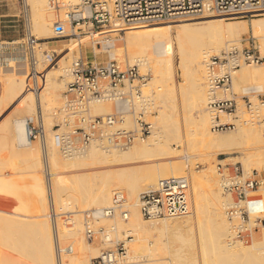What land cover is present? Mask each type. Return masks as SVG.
Wrapping results in <instances>:
<instances>
[{
    "label": "rangeland",
    "instance_id": "rangeland-1",
    "mask_svg": "<svg viewBox=\"0 0 264 264\" xmlns=\"http://www.w3.org/2000/svg\"><path fill=\"white\" fill-rule=\"evenodd\" d=\"M83 1L84 0H62L63 8H61L64 10H60V12L62 11L63 13H58L55 9H52L56 11V14H60L59 17L57 14V16L52 19L55 20L56 18V20H64L66 13L75 5L81 4ZM32 7L33 5L31 0H0V44H2L3 42L4 46H0V52L8 53L9 50H14L17 45H21L24 48L26 39L29 35H33L35 38L40 40L41 44L38 46L39 48L37 51V57L40 62L37 67L35 69L32 68L27 59L28 72L30 73L29 76L30 78H33L31 80L33 90L37 91L39 89V82L36 75H38L40 71L43 70L47 73H54L57 71V69L59 70L60 67L62 68V66L68 67L71 71L74 60L78 58H81L85 62H91L95 64L106 63L110 60H116L121 64L122 67L129 65L133 66L136 64V62H130L126 53L120 54L119 52H117L118 54L116 53L115 57L113 56V51L104 47L105 38L109 35L110 37L115 35L116 39L118 40L124 38L125 33L123 31L121 32L119 30H116L115 28H112L113 26H109L106 29L94 32H89L88 28H85L83 31L78 30L77 35H71L63 38L55 37V33L53 30L52 36L38 37L35 30L33 29L34 20L32 15L34 13V10ZM31 9L33 10V13ZM208 15L216 16L218 19L222 17L221 19H223L225 23H230L233 26L244 24L247 29L246 32L241 33L239 36L235 37L234 40L236 41H234V43L239 45L240 47L254 44L261 53L263 52L261 51L262 48H260L259 46L260 40L255 37L253 31L251 30V24L256 19H263L264 12L260 16L243 18H227L226 16H218L216 14L189 15L167 18L166 20H159L150 23L144 22L142 24L131 25L122 24L121 26L125 28L127 27L126 29L134 27L147 28L155 23H162L165 25L171 24L173 27H175L180 23L179 21L181 20H202ZM60 16H62V18ZM56 20L55 22H57ZM237 39H239V41ZM68 47H72L73 49L68 51ZM46 53L53 56L51 61L45 60L44 55ZM218 54H214V52L211 53L212 56ZM4 57H6V55ZM175 62L176 64H179L180 62L178 54L175 55ZM255 66L256 68L262 66L264 67V64L252 66L246 65L245 67L255 68ZM139 69L141 74H149L150 77L148 83L142 88V92L144 97L148 98L147 101L149 112L146 115L145 120L152 125V132L150 135L145 136L144 139H136L135 142H149L155 131L161 132L164 139H166L168 135L167 139L169 140V145L171 147H176L175 150H171L172 153L176 151L174 152V154H171L170 152L152 153L149 155L146 154L141 156L138 155L136 157L133 156L125 160L121 158L111 159L112 161L109 160L107 161V163L99 164L98 162H92L90 159L88 160L89 162L84 163L83 159H85L84 161H87V157L84 156L85 158H83L82 156L80 157L81 159L78 158L80 159V164H78L79 166L77 165L68 169L60 168L62 169V172L59 171L60 169L54 170L51 166L48 167V165L50 164L49 162H47L50 156L49 153L51 154L53 152L51 144H53L54 142L51 141H53V135L56 132L49 131V128H51L49 122H51L53 125L63 122L62 117L58 115L57 112L62 107L63 93L66 90L67 84L72 80V76H70L69 78H65V87L62 91L59 104L56 107L47 106L45 104L43 106V104L37 99L33 106L34 109L32 110V113H30L29 115L26 114L25 117H23H34L40 110H42L43 117L45 119V139L43 141L39 139L36 140L40 153L39 156L33 155L34 158L31 155V158H29V155L26 156L23 153L27 149L23 148V146L18 145V142L14 137L12 131L14 115H12L11 112L14 107H16V104H13L11 108H9V105H5L7 103H4L3 105L0 104V264H58L57 247L59 246V244L57 245L56 242V222L60 227L59 230L63 231V229L61 228L65 227L66 230H64V232H66L67 230H70L68 227L72 228L73 223L77 221V219L80 220L82 230L81 232L84 236V239L86 240V243L88 245L93 243V245L91 244V246L93 247L98 246V255L102 250L114 247L116 243L121 240H126L127 236H130L132 237V239H134L135 234H133V231H131V233H126V231L130 229V227H128L127 223L119 215H117L114 218H100L96 220L95 227L103 228L104 232L103 234H100V236L93 242H90L86 238L85 212L97 208H106L110 206L111 203L109 205L90 206L89 200H92L91 198L102 187L109 186L113 190L112 198L116 192H123L126 195L129 203L131 204L135 202L137 197L139 198L142 194L149 191V189L151 190L152 188H154V186H156V184L148 185L147 183V176L149 177V175H151V172L152 175L158 176L159 180V176L166 173V171L167 173H171L173 172V170L176 171V167L179 164L185 167L183 169L184 173L179 174V176H186L190 180V214L194 213V203L192 200L193 197H191L193 192V185L196 183L197 185L199 184L198 186L199 192L201 193L200 195L202 197L200 199L202 205H200V209L198 210V219L195 218L192 222H189V224L182 228H179L175 232L170 231L171 233H164L162 237L159 238L160 241L158 239L159 242H162L160 244H158L159 242H156L153 237L151 238L149 236L147 239L148 247L143 250L133 249V246L135 248L136 242L132 241L131 239L129 242L131 253L133 252V256L137 255L139 259L130 264H264V251H261L264 250V246L262 242L257 241V237L260 238V234L262 233V229H264V227H259L258 229L253 230L249 236L240 240H231L229 233H227V235L223 237L224 245L226 247H229L228 242L231 241L233 244V250L246 248V250L240 251L238 255H222L221 252L217 251V247H215V224L217 222L215 218L220 217L218 214L219 211H217L216 208L218 207L219 210H221L230 227V220L228 219L223 208L225 206L224 202L234 199L232 195L225 194L221 188V170L232 172V168L236 164L242 166L244 171L247 173H251L253 170H264V165L261 167H259L260 165H256L257 167L253 165L251 166V169H248L244 164L247 153H256L258 151H262L264 153L263 106H261L260 109V118L254 119L249 123V125H253L258 129V131L253 134V137H251L246 142L237 140L236 143L238 145H235L234 148H236V150L233 152H218L216 148H214V150L200 145L193 131L194 125L192 116L196 113L197 110L194 109L196 108L195 106L197 100L195 98L192 84L189 83L188 88L183 92L178 90L179 86L177 87V85H175V90H171V92L169 91L166 99L164 97H162V99L160 97V93H163L165 88L162 86L161 82L154 80V72L148 69L146 66L143 67L142 65L139 66ZM177 72V83H182V71L181 69H179V67ZM192 76L193 75H191L190 77L192 78ZM1 78H3V74ZM205 81L208 82V79ZM233 81L230 90L226 93L228 98L236 97L239 100V112L236 115L231 116L221 114V119H227V122L235 123L237 124V127L235 129L215 132L212 130V123H210V128L213 135H230L241 126L240 121H238L239 119L249 118L250 115L247 112L245 102L242 100L243 97H248L254 104H260L261 101H264V80H258V82L255 83L237 81L235 84L233 83ZM207 82V86L204 89V95L208 98ZM2 94L3 88L0 84V99L2 97ZM164 99L165 102H162V100ZM105 103H107L108 105L106 115L116 114L119 110H123L124 122L117 123L115 128L127 127L126 129L129 130H136L139 128L136 122L137 112L140 110V105L138 103L136 104V106H134L135 110L132 107L124 105L121 106L113 102ZM4 105L6 106V108ZM93 105L94 103H92L90 107L91 114L93 116L102 115L95 112ZM207 106L208 100L206 108L211 115L209 116L212 117L213 113ZM161 110L167 112L166 117L164 118L165 120L162 121L163 123L166 122L165 125L160 120L163 119L160 114ZM223 115L225 116V118H223ZM166 118H168V121L166 120ZM184 118L187 121H184ZM128 120H132V124H128ZM247 126L242 124V127ZM162 128L164 129L163 132ZM166 130L168 134H165ZM171 132L173 136H171ZM180 133L181 136L179 135ZM185 136L191 139L189 140L193 143L190 142L189 144L192 145H182L180 143H177L178 139L180 140V138L182 137L185 138ZM101 151L103 150L101 149ZM113 151L117 153L121 152L117 150ZM211 152L218 153H216V155L214 156L208 155ZM57 153L60 155V158H64L58 148ZM211 157L216 158L214 165L218 182L216 183L217 185L211 181H208V159H210ZM48 169H51L52 171H49ZM204 171H206V173H204ZM191 172L194 174L196 173L198 175L196 177H201V179L197 178L195 179V181L191 175ZM50 173H53L54 178H56L57 180L59 179L60 181H58L64 184L63 186L66 190L63 191V200H61L65 204L67 202V205L70 203V206L65 205V208L62 212L57 209L56 212L58 214L56 216H52L55 213L51 210L53 201L50 184L52 183V187L54 189L53 183L57 180H53L54 178L52 179L53 176ZM50 179L52 180L50 181ZM136 183L137 186L140 187V190L137 194L131 195V193H129L130 191H128V186L130 184L136 185ZM212 183L214 186L212 185ZM211 188H215V190H212ZM263 191L264 186L257 190V195L256 193H252L251 195L254 194L255 196L262 197L264 195ZM66 192L68 195H66ZM73 197L78 198L75 199ZM64 198L68 199L69 201L65 200ZM74 199L77 200L76 203ZM84 199L89 203L90 207L87 203L86 206ZM72 200L74 203L72 202L71 205ZM262 201L264 203V197ZM132 209L133 208H131L130 206L129 210L131 211ZM214 212H218V217ZM176 219L159 220L173 223L176 221ZM67 232L65 234H67ZM63 233H61V236H64H62L63 238H61L62 241L65 242L63 243L65 246L68 245V242L72 241V239L69 235V232V237L68 235H65ZM109 234L111 240L107 241L105 237ZM68 238H70V241L68 240ZM254 238H256L255 241H253ZM89 254L92 255L91 253ZM98 255H88L90 258L88 264H91V260L93 259V257H96Z\"/></svg>",
    "mask_w": 264,
    "mask_h": 264
},
{
    "label": "built area",
    "instance_id": "built-area-1",
    "mask_svg": "<svg viewBox=\"0 0 264 264\" xmlns=\"http://www.w3.org/2000/svg\"><path fill=\"white\" fill-rule=\"evenodd\" d=\"M48 2L55 10L62 6V0ZM261 9H264V0H84L71 8L64 20H57L54 33L55 37L63 38L77 35L78 30L83 31L85 28L94 32L116 24L131 25L205 13L252 17L250 12ZM40 44V40L33 35H29L25 42V55L34 69L40 62L37 57ZM44 56L47 61H51L53 57L48 53ZM259 64H264V55L254 44L242 47L234 44L218 55L209 56L205 67L208 79V108L213 113V131L237 127V124L221 119V114L231 116L239 112V100L236 97L228 98L226 92L231 88L236 70L243 65ZM139 66L135 64L122 67L116 60L100 64L85 62L81 58L74 60L71 68L72 80L67 84L62 107L57 112L66 126L62 129V126L57 124V131L53 135L54 145L63 156H82L96 141L103 151H124L129 149L136 139H144L151 134L152 125L145 120L149 112L148 98L144 97L142 92L150 77L149 74H141ZM242 100L250 116L238 121L247 125L259 118L258 110L264 105V101L254 104L248 97H243ZM99 101L113 102L132 107L134 110L138 103L140 110L137 112L136 122L139 128H115L117 123L124 122L122 109L111 115H91V104ZM28 133L32 140L45 139L42 110L29 119ZM220 182L223 192L234 197L233 200L224 202L223 208L231 224L230 239H244L253 230L264 227V211L258 208L262 203L258 196L251 195L264 186V170L247 173L242 166L236 164L232 172L221 170ZM139 203L141 214L146 220L184 217L191 211L190 180L186 176L161 178L154 188L139 197ZM117 215L128 222L129 201L123 192L114 194L109 207L85 212L86 238L93 242L103 234V228L95 227L96 220L114 218ZM131 239L132 237L127 236L126 240L117 242L114 247L102 250L91 260V264L130 263L133 261L130 258L133 256L129 246ZM57 259L60 264L58 247Z\"/></svg>",
    "mask_w": 264,
    "mask_h": 264
},
{
    "label": "bare ground",
    "instance_id": "bare-ground-1",
    "mask_svg": "<svg viewBox=\"0 0 264 264\" xmlns=\"http://www.w3.org/2000/svg\"><path fill=\"white\" fill-rule=\"evenodd\" d=\"M31 1L33 5L32 8L34 10V13H33V10L31 9L33 13L32 15L33 20H34L33 29L35 30L37 36L38 37L52 36L54 26L56 23L55 22L56 18L55 20L52 18L56 17L57 14L60 12V10H64L62 9L63 6H61L62 8H59L58 10H56L58 12L56 14L55 13L56 11L52 10L54 8L50 7L48 0H31ZM263 12H264V9H261L259 11H252L249 14H251V16H260L263 14ZM205 14H208V13H205ZM59 15L60 14H58V17ZM218 16H223V15H218ZM60 17L62 18V16ZM226 17L227 18H243V17H238V16H233V17L226 16ZM221 18L222 17L218 19L216 16L208 15L204 17L202 20H197V19L187 20L186 19V20L179 21L180 23L175 27H173L171 24L165 25L162 23H159V24L155 23L147 28L145 27L135 28L134 27V28L126 29L127 27L125 28V27H122L121 25L116 24V25H113L112 28H115L116 30H119L121 32L123 31L125 33L124 38L121 39L122 40L121 41V40L116 39L115 35L112 34L113 35L111 36L112 38L109 35L105 38L104 47L113 51V56L115 57H116L117 52H119L120 54L126 53L130 62H136V64L140 66L142 65L143 67L146 66L148 69L153 71L154 72L153 74L155 75L154 80L161 82L162 86L165 88L163 93H160L161 98L164 97L166 99V96L169 94V91L171 92V90L172 91L175 90L174 89L175 85H177V87L179 86L178 90L183 92L188 88L189 83H191L192 88L194 89L195 98L197 100L196 106H195L196 108H194L197 110H196V113L194 111L195 114L192 116V120H193V125H194L193 131L196 135L198 143L202 146H205L211 149L216 148L218 152L228 153V152H233L236 150V148L234 147L235 145H238L236 143L237 140H241L243 142L248 141L251 137H253V134H255L258 131V129L257 127L253 125H249V124H247L249 126L246 125L247 127H242V124H241V126L237 128V130L231 133L230 135L229 134L228 135H222V134L213 135L212 134V131L210 128V123H211L210 118L212 117H210L211 115L209 114V111L206 108L208 98L204 95V92H205L204 89L207 86L206 85L207 81H205L207 80L205 62L207 61L211 53L214 52V54L215 53L218 54L224 50H227L231 45H234L235 44L234 41H236L234 40V38L239 36L241 33L246 32L247 30L244 24L233 26L230 23H225L224 20ZM162 20H166V19H162ZM155 21H159V20H155ZM150 22H154V21H149L145 23H150ZM139 24H142V23H139ZM251 30L253 31V34L255 35V37L260 40L259 46L260 48H262L261 51H263L262 53L264 55V18L254 20L251 24ZM237 40L239 41V39ZM14 42H18V41H14ZM0 46L4 47L3 42L2 44H0ZM72 49H73L72 47H68V51ZM9 52H10L9 54L6 52H0V54H2L0 55V84L2 85V88H3V94L0 99V104L3 105L4 103H7L5 105H9L10 106L9 108H11L13 104H16V107H14V109L11 112V114L14 115V120H13V125H12V131H13L14 137L16 138L19 146H23V148L27 149L26 151L23 152L26 156L27 155L29 156L38 155L39 156L40 152H39V148L36 143V140H32L29 137V133H28V121L30 118L32 119L33 116H30L27 118H23V117H25L26 114L29 115L30 113H32V110L34 109L33 106L37 99L43 104V106L45 104L47 106L56 107L59 104L62 91L65 87V83H64L66 80L65 78H69L71 76V71L69 70L68 67L62 66V68L60 67L59 70L57 69L56 71L57 73L56 72L47 73V72H44L43 70L40 71V73L37 72L38 75L36 76L39 82L38 84L39 89L37 88L38 90L35 91L32 88L33 86H32L31 80L33 78H30L29 76L30 73L28 72V64H27V57L25 55V49L21 45L20 46L17 45L14 50L12 51L9 50ZM176 54H178L180 58L179 64H176L175 62ZM5 55L6 57H4ZM245 66L246 65H243L241 68H239L238 70L234 72L233 74L234 84L237 81L255 83V82H258V80H264V67L263 66L258 67V68H256V66L255 68L253 67L249 68ZM178 67L182 71L181 72L182 73L181 76L183 78L182 83H177ZM2 74H3V78H1ZM191 75H193L192 78L190 77ZM226 96H227V93H226ZM165 99L162 100V102L163 101L165 102ZM93 107L97 114H102V115L107 114V108H108L107 103L99 101L97 103H94ZM260 109L261 107L258 110L259 115L261 111ZM262 109L264 110V105ZM52 112H55V111H52ZM160 114L163 117V119H160L162 122L163 120H165L164 118L166 117L167 112H164V110H161ZM50 117H51V114H50ZM223 118H225L224 115H223ZM167 119L168 118H166V120ZM224 120L226 121L227 119H224ZM184 121H187V120L185 119ZM165 123L163 124L165 125ZM57 124H60V126H62V129H64L66 126L63 122L56 123L55 125L49 122V125L52 128L51 129L48 127L50 129L49 131H54V132L57 131V128H56ZM128 124H132V120L130 121L128 120ZM44 127L46 129L45 121H44ZM163 130L164 129L162 128V132ZM166 132L165 134H168V132L167 133ZM172 132H171V136H173ZM45 134H46V130H45ZM179 135L181 136V133ZM169 136H170V132H169ZM187 136H185V138L179 137L180 140L178 139L177 143H180L182 145H186V144L188 145L191 142L190 141L191 139ZM167 138H168V135H167ZM167 138L164 139L161 132L155 131L154 135L151 137L149 142L136 141L132 147H130L127 150L118 152V153L115 151H110V152L101 151V148L99 147V144L96 141L95 143H93L94 145L92 144L89 147L87 154L85 153L82 155L83 158L87 157L86 159L87 161H84L85 159H83V162L84 163L89 162L88 160L90 159L92 162H96V163L98 162L99 164V163H107V161L111 159L121 158L125 160L133 156L136 157L138 155L139 156L146 155V154L149 155L152 153L170 152L171 154H174V152L176 151H174L173 153L172 151L175 150L176 147L175 146L171 147L169 145V140ZM53 144H51L52 146L51 148L53 149V152L51 151L52 153L51 154L49 153L50 156L47 161L50 164L48 165V167L51 166L54 170L60 169V168L68 169V168H72L80 164V159H81L80 157L82 156H76V157H70V158H67L64 156V158H60V155L57 153V148ZM189 145H192V144H189ZM216 153L211 152L208 155L214 156L216 155ZM31 156L29 158H31ZM215 159H216L215 157H211L210 159H208L209 169H207L208 171L207 175L209 177L208 181L209 182L211 181L214 184L218 183L217 178H216L215 165H214L216 161ZM244 164L246 165V168L248 169H251V166L253 165L255 166L260 165L259 167L263 166L264 165V153L262 151H258L256 153H250V152L247 153V156L244 160ZM184 168L185 167H183V165L179 164L176 167V171L173 170V172L171 173H167L166 171V173L161 174L159 176V180L160 178H166V177H171V176L177 177L179 176V174L184 173L183 172ZM48 170L50 171L51 169H48ZM59 171L62 172V169H60ZM204 173H206V171H204ZM50 174L53 176V173H50ZM195 174L191 172V175L194 178V180L198 178L196 177L198 175L197 174L195 175ZM53 178L54 176L52 177V179ZM199 178L201 179V177ZM52 179H50V181ZM53 180H57V179L54 178ZM58 180L53 183L54 189L52 187V183L50 184L51 190H52V201H53L51 210L54 211L55 213L52 216H56L58 214L56 212L57 209L62 212L65 208V205H67V202L65 204L62 201L63 200L62 194H63V191L66 189L63 186L64 184H62L61 182H59L60 180L59 181ZM157 180H158V176L152 175V172H151V175H149V177L147 176L148 185H155V184L157 185L158 183ZM198 185L197 183L193 185V192L191 196L193 197L192 200L194 203L193 204L194 213L193 214L189 213L188 215H186L187 217L184 216L185 218L183 217H180L181 219L175 218L176 221L173 223H170L164 220H159V219H153V220L144 219L141 214L140 203H139L138 197L136 198L135 202L131 204L129 203V207L131 206V208L133 209L131 211L129 210L130 216H129L128 222L126 223H127V226L130 227V229L127 230L126 233H131V231H133V234H135V238L132 239V241L136 242V245H135V248L133 246V249L135 250L136 249L137 250L146 249L148 247L147 239L149 236L151 238L153 237L154 240L157 242L158 239L161 238L164 233L166 232L171 233L170 231L175 232L179 228H182L186 226L187 224H189V222H192L195 218L198 219V212H199L198 210L200 209V205H202L201 200H200L202 197L200 195L201 193L199 192ZM128 188H129L128 191H130L129 193H131V195L137 194L140 190V187L137 186V183L136 185L130 184ZM213 189L215 190V188ZM263 194H264V191H263ZM66 195H68L67 192H66ZM112 195H113V190L111 189V187L104 186L91 198L92 200H89L90 206L109 205L111 203ZM263 197L264 195L262 197H259V196L257 197L258 200L262 203V206L258 207L261 211H264V203L262 201ZM73 198L77 199L78 197H73ZM75 199L74 201L76 203L77 200ZM65 200L69 201L68 199H65ZM72 202L73 200L71 201V205H72ZM84 202L85 204L87 203L89 206V203L86 202V200ZM101 209L103 208H97L94 210L99 211ZM216 210L219 211V213L218 212L217 213L219 214L220 217H218L217 216L218 214L214 212L216 213V216L218 217V218L214 217L215 220H217V222L215 221L216 222L215 224L216 246L215 247H217L218 249L217 251L221 252L222 255H227V256L238 255L240 251H244L246 250V248H241L239 250H233V244L231 241L228 242L229 247H226L224 245L223 237L227 235V233L230 232L229 231L230 227L227 223V220L223 216V213L221 212V210H219L218 207L216 208ZM64 228L65 227L61 228L63 229V231L59 230L60 227L58 223L56 222L57 233L56 232L55 233H56L57 245L59 244L58 252L60 254V264H79V263L88 264L90 261L89 256H92L93 254L98 255L97 253L99 251L97 248L98 246L93 247L91 246V244L93 245V243L89 245L86 243V240L84 239V236L82 235V232H81L82 230H81L80 220L77 219V221L73 223L72 228L68 227L70 230L69 231L67 230V231L70 233L69 235L71 236L72 241H70V238H68L70 242H68V245H65V246L63 244L65 242L62 241V238H63L62 236L64 235L61 236V233H63L64 230H66V228L65 229ZM262 230L263 231L260 234V238L257 237L258 239L257 241L262 242L264 246V229ZM66 232H64L63 234H65ZM68 232L65 235H68ZM105 238L107 241L111 240L110 234L107 235ZM255 239L256 238H254L253 241H255ZM68 240H64V241H68ZM160 243L162 242H159L158 244ZM261 251H264V250H261ZM89 253H91L92 255H90ZM130 258L131 260H133L130 263L135 262V259L136 260L139 259L137 255L131 256ZM130 263H127V264H130Z\"/></svg>",
    "mask_w": 264,
    "mask_h": 264
}]
</instances>
